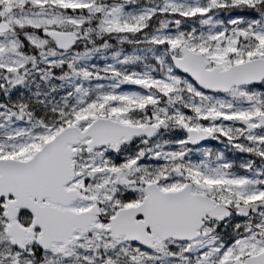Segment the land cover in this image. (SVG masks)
Wrapping results in <instances>:
<instances>
[{"label":"snow or ice","instance_id":"snow-or-ice-1","mask_svg":"<svg viewBox=\"0 0 264 264\" xmlns=\"http://www.w3.org/2000/svg\"><path fill=\"white\" fill-rule=\"evenodd\" d=\"M0 264H264V0H0Z\"/></svg>","mask_w":264,"mask_h":264}]
</instances>
